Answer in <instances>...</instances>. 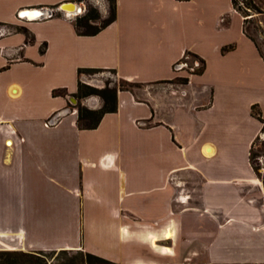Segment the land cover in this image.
Here are the masks:
<instances>
[{
    "label": "crops",
    "instance_id": "1",
    "mask_svg": "<svg viewBox=\"0 0 264 264\" xmlns=\"http://www.w3.org/2000/svg\"><path fill=\"white\" fill-rule=\"evenodd\" d=\"M66 2L75 0H0L11 30L0 37V251L264 264L261 184L248 161L261 128L250 107L264 120V62L231 0H114L113 22L92 36L59 11L18 18ZM186 55L201 74L172 71ZM78 69L144 88L117 89L115 111L83 129L52 95L76 94ZM177 77L181 92L153 88Z\"/></svg>",
    "mask_w": 264,
    "mask_h": 264
},
{
    "label": "trees",
    "instance_id": "2",
    "mask_svg": "<svg viewBox=\"0 0 264 264\" xmlns=\"http://www.w3.org/2000/svg\"><path fill=\"white\" fill-rule=\"evenodd\" d=\"M76 1H82V0H76ZM109 4V16L106 20H104L99 26L94 28L93 30H88V22H91L93 20H96L98 18L97 15L87 13L83 17H77L73 22L74 26L76 28V31L79 35L82 36H92L99 32V30L105 28L110 23L113 22L115 17V4L114 0H107ZM176 1H186V0H176ZM232 7L235 12H237L242 18H243V28L244 25L250 20L253 15H261L264 13V0H231ZM252 11L253 14H248V12ZM262 28V27H259ZM80 29H85L84 31H81ZM264 29V28H263ZM17 32L26 33V31L22 28L16 29ZM245 35L254 43L255 47L258 50V53L260 57L262 58V61L264 62L262 53L260 52V49L254 40V38L249 35L246 30L244 29ZM230 48V47H229ZM229 48L224 47L222 48V52L227 51ZM43 49H41L42 52ZM197 59V58H195ZM200 62L201 68L195 73V75H199L203 71L204 64L201 60L197 59ZM101 70L98 69H78L77 73L78 76L82 73H90V72H98ZM182 85H185L187 83V79H181ZM121 90V89H120ZM115 90H113L111 93H106L105 91H96V89H93L91 87H88L86 85H82L80 81H78L77 84V92L74 95H71L72 98L76 99H82L87 96L92 95H98L103 101L102 106L97 110H88L83 107H76V118L77 122L80 128L83 129H94L102 116L107 113H113L115 111ZM53 96H64L66 95V92L64 90H54L52 92ZM250 115L256 119L261 126L264 125V120L261 118L260 113L256 106L250 107ZM262 130V128H260ZM255 140V139H254ZM254 140L250 146L249 154H248V161L249 164L255 173L254 167L251 165V158H252V147L254 144ZM263 187H264V181ZM68 251H50V252H43V251H37L33 253H23V252H11V251H0V264H17L18 260L25 261L27 264H46L47 261L52 258L53 255L58 258V256L66 257L68 255ZM76 256H71L69 259H66V261L58 263V264H111L110 262L99 258L97 256L91 255L89 253H83V252H77ZM55 258V259H56Z\"/></svg>",
    "mask_w": 264,
    "mask_h": 264
},
{
    "label": "rangeland",
    "instance_id": "3",
    "mask_svg": "<svg viewBox=\"0 0 264 264\" xmlns=\"http://www.w3.org/2000/svg\"><path fill=\"white\" fill-rule=\"evenodd\" d=\"M75 2L78 3L82 9L81 14L78 15L77 17H83L87 13H91L98 16L96 20L88 22V26H89L88 30H93L94 28L99 26L104 20H106L109 16V4L107 0H82L79 2L75 0ZM248 14H253V12L250 11L248 12ZM77 17L73 18L72 21H74ZM259 18L260 15L257 14L253 15V17L250 20H248V22L244 25V29L249 35H251L254 38L264 59V29L259 23ZM80 30L84 31L85 29H80ZM196 60L195 57L186 56V58H184L180 62L181 65L184 66L185 70L188 67H192L193 72H188L189 71L188 69L187 72L192 73L191 75H195V73H197V71L201 68L200 62ZM194 61H196L195 65H193ZM188 76L189 75L185 74V77ZM181 79H186V78L177 77L170 81L156 84L153 86V88L165 90L168 93H172L173 91L181 92L183 89ZM79 80L82 85H86L88 87L96 89V91H105L108 94L111 93L113 90L116 91L117 89L130 90L136 94H140L144 88L141 85L130 83L118 78L112 71L82 73L79 76ZM64 97H66L67 99V104H68L67 111L71 113L75 112V115H76L77 106L83 107L88 110H97L103 104L102 99L98 95L87 96L82 99L72 98V96L68 94L64 95ZM71 99L76 100L75 105L71 103ZM50 119L52 120V122L56 121L55 117H52ZM261 128L262 130L260 129L258 135L254 140V144L252 147L251 165L254 167L255 169L254 174L261 184V197L259 201L261 202L262 206H264V187L262 183L264 181V125H262ZM76 253L77 252H69L66 257L59 255L58 258H56V256L53 255L52 258H50L46 264H58L64 262L66 261V259H69L71 256H76L77 255ZM203 253L204 252L202 251V255ZM203 256L199 255L198 258L203 259ZM17 264H27V263L25 261L18 260Z\"/></svg>",
    "mask_w": 264,
    "mask_h": 264
},
{
    "label": "built area",
    "instance_id": "4",
    "mask_svg": "<svg viewBox=\"0 0 264 264\" xmlns=\"http://www.w3.org/2000/svg\"><path fill=\"white\" fill-rule=\"evenodd\" d=\"M38 9L44 10L46 12V17L44 19L52 18V17L56 16L57 15V11L62 12L63 13V16L65 18H67V19H70V20H72L73 18L77 17L74 13H70V12H66V11L59 10L58 7H56V8H38ZM18 18L19 19H22V18L19 17V13H18ZM39 20H42V19H39ZM8 34H11V30L8 27L4 26V25H0V37L5 36V35H8ZM186 56H184L181 60H183L184 58H186ZM180 61L177 62V63H175L173 65L172 71L174 73L184 72L186 75H191L192 73H188V72H193L192 71V67H188L187 69L189 71L187 72V69L186 70L184 69V66L181 65V62ZM196 61H198V60H196ZM196 61L193 62V65H195V62ZM53 124H55V122H52L51 119H48L46 121V125L47 126L53 125Z\"/></svg>",
    "mask_w": 264,
    "mask_h": 264
},
{
    "label": "water",
    "instance_id": "5",
    "mask_svg": "<svg viewBox=\"0 0 264 264\" xmlns=\"http://www.w3.org/2000/svg\"><path fill=\"white\" fill-rule=\"evenodd\" d=\"M68 6H74L75 7V11L72 13H74L76 16L81 14L82 9H81L80 5L76 2L63 3V4L58 6V9L61 11H66L65 7H68ZM19 17L26 20V21L39 20V19H44L46 17V12L44 10H40V9H25V10H22L19 12ZM71 103L73 105H75L76 100L71 99Z\"/></svg>",
    "mask_w": 264,
    "mask_h": 264
},
{
    "label": "bare ground",
    "instance_id": "6",
    "mask_svg": "<svg viewBox=\"0 0 264 264\" xmlns=\"http://www.w3.org/2000/svg\"><path fill=\"white\" fill-rule=\"evenodd\" d=\"M65 10H66V12H70V13H72V12H74L75 11V7L74 6H68V7H65ZM8 145V144H7ZM211 154V151H207V152H205V156L207 155H209V156H211L210 155Z\"/></svg>",
    "mask_w": 264,
    "mask_h": 264
}]
</instances>
